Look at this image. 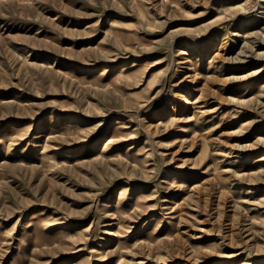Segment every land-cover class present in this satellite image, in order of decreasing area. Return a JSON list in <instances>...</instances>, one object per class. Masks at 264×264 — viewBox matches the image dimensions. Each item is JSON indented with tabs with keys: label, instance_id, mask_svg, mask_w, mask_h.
Wrapping results in <instances>:
<instances>
[{
	"label": "rangeland",
	"instance_id": "1",
	"mask_svg": "<svg viewBox=\"0 0 264 264\" xmlns=\"http://www.w3.org/2000/svg\"><path fill=\"white\" fill-rule=\"evenodd\" d=\"M0 3V264L264 263V0Z\"/></svg>",
	"mask_w": 264,
	"mask_h": 264
},
{
	"label": "bare ground",
	"instance_id": "2",
	"mask_svg": "<svg viewBox=\"0 0 264 264\" xmlns=\"http://www.w3.org/2000/svg\"><path fill=\"white\" fill-rule=\"evenodd\" d=\"M1 1V0H0ZM191 1V0H190ZM194 1H196V0H194ZM199 1V0H198ZM202 1V0H201ZM7 2H8V0H7ZM1 4V3H0ZM200 5V4H199ZM190 6V5H189ZM195 7V6H194ZM238 7V6H237ZM191 8V7H190ZM262 9V8H261ZM233 10V9H232ZM189 12V11H188ZM264 12V11H263ZM235 13V12H234ZM228 14V13H227ZM189 15V14H188ZM264 16V15H263ZM193 17H195V16H193ZM262 18H264V17H262ZM190 19V18H189ZM180 20V19H179ZM182 20V19H181ZM174 21V20H173ZM263 21V20H262ZM224 22V21H223ZM106 23V22H105ZM212 23V22H211ZM229 23H230V21H229ZM254 23V22H253ZM250 24H252V23H250ZM249 24V25H250ZM193 25V24H192ZM204 25V24H203ZM188 26V25H187ZM205 26V25H204ZM228 26V25H227ZM252 26V25H251ZM263 26H264V24H263ZM189 27V26H188ZM192 28V27H191ZM219 28V27H218ZM242 28V27H241ZM193 29V28H192ZM223 29V28H222ZM243 29H245V28H243ZM210 30V29H209ZM191 31V30H190ZM221 31V30H220ZM254 33V32H253ZM205 34V33H204ZM234 34V33H233ZM259 34V33H258ZM187 35V34H186ZM252 35V34H251ZM190 36H191V34H190ZM238 36V35H237ZM262 36H264V35H262ZM192 37V36H191ZM236 37V36H235ZM258 37V36H257ZM261 37V36H260ZM116 38V37H115ZM199 38V37H198ZM236 39V38H235ZM239 39H241V38H239ZM211 40V39H210ZM214 40V39H213ZM258 40V39H257ZM244 43V42H243ZM258 43V42H257ZM261 43V42H260ZM152 44H154V43H152ZM169 44V43H168ZM210 44V43H209ZM246 44V43H245ZM155 45H156V43H155ZM208 45V44H207ZM244 45V44H243ZM248 45V44H247ZM165 46V45H164ZM213 46V45H212ZM221 46H223V45H221ZM163 47V46H162ZM243 47V46H242ZM252 48V47H251ZM239 49V48H238ZM249 49V48H248ZM176 50V49H175ZM191 50V49H190ZM224 50V49H223ZM223 50H222V52H223ZM174 51V50H173ZM189 51V50H188ZM203 51V50H202ZM171 52V51H170ZM181 53V52H180ZM192 53V52H191ZM171 54V53H170ZM173 54V53H172ZM175 54V53H174ZM218 54V53H217ZM260 54V53H259ZM216 55V54H215ZM223 55V54H222ZM196 56V55H195ZM217 56H219V54L217 55ZM245 56V55H244ZM173 57H175V56H173ZM172 58V57H171ZM182 58V57H181ZM215 58V57H214ZM221 58V57H220ZM226 58V57H225ZM183 59V58H182ZM172 60V59H171ZM232 60V59H231ZM177 61V60H176ZM172 62V61H171ZM176 64V63H175ZM185 64V63H184ZM221 64V63H220ZM127 66V65H126ZM125 66V67H126ZM131 66V65H130ZM151 66V65H150ZM215 67L213 64H208V69L209 68H211V67ZM220 66V65H219ZM222 66V65H221ZM133 67V66H132ZM260 67H262V66H260ZM148 68V67H147ZM146 68V69H147ZM129 69V68H128ZM207 69V70H208ZM260 69H262V68H260ZM124 70H125V68H121V69H119V70H117L116 72H115V77L116 76H127V74H128V72L127 71H125V73H124ZM127 70V69H126ZM191 71H193V70H191ZM256 71V70H255ZM259 71V70H258ZM215 72V71H214ZM254 72V71H253ZM106 73V70H103V72H101V75L102 76H105L104 74ZM132 73V72H131ZM137 73V72H136ZM141 73V72H140ZM244 73V72H243ZM135 74V73H134ZM133 74V75H134ZM140 75V74H139ZM250 75V74H249ZM87 77V76H86ZM143 77V76H142ZM206 77H208V78H210L209 76H206ZM214 77V76H213ZM231 77V76H230ZM235 77V76H234ZM237 77V76H236ZM262 77V76H261ZM133 78V77H132ZM117 79V78H116ZM192 79H194V75L192 76ZM190 80V79H189ZM205 80V79H204ZM208 80V79H207ZM117 81V80H116ZM222 81H225L224 79H222ZM98 82V81H97ZM137 82V81H136ZM219 82V81H218ZM189 83H191V82H189ZM128 84V83H127ZM172 84V83H171ZM170 84V85H171ZM187 84V83H186ZM203 84V83H202ZM209 84V83H208ZM207 84V85H208ZM220 84V83H219ZM222 84V83H221ZM129 85V84H128ZM103 86V85H102ZM182 86H183V84H182ZM199 86V85H198ZM222 86H224V85H222ZM96 87V86H95ZM214 89V88H213ZM113 90V89H112ZM211 90V89H210ZM202 91V90H201ZM220 91H222V90H220ZM112 92V91H111ZM110 92V93H111ZM219 92V91H218ZM217 92V93H218ZM199 93V92H198ZM216 93V94H217ZM258 94L256 95V97H255V99H257V100H260V99H263L264 98V89H258V92H257ZM117 94V93H116ZM203 94V93H202ZM184 95V94H183ZM219 95V94H218ZM17 96V95H16ZM119 96V95H118ZM8 97V96H7ZM171 97V96H170ZM205 98V97H204ZM16 99V98H15ZM175 99V98H174ZM10 100V99H9ZM178 100V99H177ZM199 100V99H198ZM239 100H241V99H239ZM243 100V99H242ZM245 100V99H244ZM17 101V100H16ZM15 101V102H16ZM184 102H186L185 103V105L186 104H189V99H186ZM238 102V101H237ZM257 102V101H256ZM240 104H242L243 106L245 105V102L244 101H240L239 102ZM179 104V103H178ZM181 104V103H180ZM22 105V104H21ZM32 105V104H31ZM30 105V106H31ZM184 105V106H185ZM191 105H192V103H191ZM183 106V107H184ZM187 106H189V105H187ZM238 106V105H237ZM23 107V106H22ZM33 107V106H32ZM241 107V106H240ZM43 108V107H42ZM177 108H178V106H177ZM264 108V107H263ZM174 109V108H173ZM173 109H171V110H173ZM182 109V108H181ZM186 109H187V107H186ZM175 110V109H174ZM184 110H185V108H184ZM169 111V110H168ZM23 112V111H22ZM176 112V111H175ZM244 113V112H243ZM85 115V114H84ZM241 115V114H240ZM175 119V118H174ZM245 119V118H244ZM256 119V118H255ZM173 120V119H172ZM254 120V119H253ZM245 121V120H244ZM252 121V120H251ZM253 122V121H252ZM160 123V122H159ZM249 123V122H248ZM255 123V122H254ZM164 125V124H163ZM242 125V124H241ZM243 126V125H242ZM253 126V125H252ZM248 127V126H247ZM240 128V127H239ZM247 130V129H246ZM233 132V131H232ZM224 133V132H223ZM222 133V134H223ZM228 133V132H227ZM226 133V134H227ZM231 133V132H230ZM236 133H238V132H236ZM201 134V133H200ZM206 134H208V133H206ZM226 134H225V136H226ZM199 135V134H198ZM48 136V135H47ZM52 136V135H51ZM59 136V135H58ZM77 136V135H76ZM242 136V135H241ZM262 136V135H261ZM78 137V136H77ZM249 137V136H248ZM259 137V136H258ZM46 138V137H45ZM49 138V137H48ZM47 138V139H48ZM217 138V137H216ZM215 138V139H216ZM225 138H227V137H225ZM224 138V139H225ZM46 139V140H47ZM83 139V138H82ZM196 139V138H195ZM218 139H220V138H218ZM223 139V140H224ZM255 139V138H254ZM49 140V139H48ZM226 140V139H225ZM247 140V139H246ZM113 141V140H112ZM120 141V140H119ZM199 141H200V139H199ZM206 141H207V139H206ZM220 141V140H219ZM222 141V140H221ZM256 141V140H255ZM258 141L263 145L264 144V138H262V139H258ZM50 142H51V140H50ZM208 142V141H207ZM215 142V141H214ZM111 143V142H110ZM121 143V142H120ZM52 144V143H51ZM108 144V143H107ZM218 144V143H217ZM115 145V144H114ZM192 145V144H191ZM208 145V144H207ZM219 145V144H218ZM237 145V144H236ZM248 145V144H247ZM230 148V147H229ZM234 148V147H233ZM137 149V148H136ZM217 149V148H216ZM232 149V148H231ZM230 150V149H229ZM235 150V149H234ZM237 150H239V147H238V149ZM47 152V151H46ZM221 152V151H220ZM226 152V151H225ZM215 153H217V152H215ZM236 153V152H235ZM262 153V152H261ZM227 154V153H226ZM248 154V153H247ZM263 154V153H262ZM224 155V154H223ZM235 155V154H234ZM249 155V154H248ZM252 155H254V154H252ZM264 155V154H263ZM228 156H229V154H228ZM258 156V155H257ZM32 157V156H31ZM143 157V156H142ZM246 157V156H245ZM250 157V156H249ZM52 158V157H51ZM71 159H72V157H70ZM103 158V157H102ZM105 159V158H104ZM39 160V159H38ZM210 160V159H209ZM249 160V159H248ZM260 160H264V157L263 158H260ZM49 161V160H48ZM127 161V160H126ZM42 162V161H41ZM50 162V161H49ZM246 162V161H245ZM48 163V162H47ZM235 163V162H234ZM240 163V162H239ZM33 165V164H32ZM48 165V164H47ZM50 165V164H49ZM105 165V164H104ZM211 165H212V163H211ZM230 165H232V164H230ZM249 165V164H248ZM233 166V165H232ZM106 167V166H105ZM237 167H239V166H237ZM40 168V167H39ZM45 168H46V166H45ZM144 169V168H143ZM45 170H47V169H45ZM140 170V169H139ZM224 170V169H223ZM233 170V169H232ZM260 170V169H259ZM142 171V170H141ZM187 171V170H186ZM216 171V170H215ZM235 172V171H234ZM176 173H177V171H176ZM236 173V172H235ZM165 174V173H164ZM250 177H252V176H255L256 175V173L254 174V173H251V174H248ZM221 176V175H220ZM238 176V175H237ZM236 176V177H237ZM176 177V176H175ZM172 178V177H171ZM242 178V177H241ZM209 179V178H208ZM243 180V179H242ZM255 180V179H254ZM212 181V180H211ZM215 181V180H214ZM253 181V180H252ZM165 182V181H164ZM177 182V181H176ZM180 182V181H179ZM183 182V181H182ZM227 182V181H226ZM167 183V182H166ZM228 183V182H227ZM238 183V182H237ZM250 183V182H249ZM252 184V183H251ZM128 186V185H127ZM167 186V185H166ZM179 186V185H178ZM181 186V185H180ZM210 186V185H209ZM174 187V186H173ZM177 187V186H176ZM182 187V186H181ZM244 188V187H243ZM257 188V187H256ZM183 189V188H182ZM229 189H230V187H229ZM48 190V189H47ZM46 190V191H47ZM50 190V189H49ZM141 190V189H140ZM185 190H186V188H185ZM261 190V189H260ZM52 193V192H51ZM118 193H120V192H118ZM244 193V192H243ZM124 194V193H123ZM221 194V193H220ZM241 196V195H240ZM251 196H252V194H251ZM261 202H263L264 203V191H262L261 192ZM116 199V198H115ZM231 199V198H230ZM256 200V199H255ZM113 201V200H112ZM115 201V200H114ZM258 201V200H257ZM186 202V201H185ZM259 202V201H258ZM109 203V202H108ZM112 203V202H111ZM117 203V202H116ZM118 204V203H117ZM172 204V203H171ZM179 204V203H178ZM233 204V203H232ZM119 205V204H118ZM233 205H235V204H233ZM114 207V206H113ZM177 207H178V205H177ZM240 207V206H239ZM242 207V206H241ZM117 212H120V211H118V209L116 210ZM131 211V210H130ZM129 211V212H130ZM254 211V210H253ZM255 212V211H254ZM258 212V211H257ZM131 213V212H130ZM112 214V213H111ZM110 214V215H111ZM106 215V214H105ZM109 215V214H108ZM107 215V216H108ZM116 215V214H115ZM255 215V214H254ZM256 215H257V218H258V213H256ZM255 215V216H256ZM262 214H260V217L262 218V216H261ZM26 216V215H25ZM112 217V216H111ZM123 217H125V216H123ZM130 217H132V216H130ZM126 219V218H125ZM11 220V219H10ZM49 220V219H48ZM121 220V219H120ZM255 220V219H254ZM123 221V220H122ZM121 221V222H122ZM181 221V220H180ZM13 222V221H12ZM54 222V221H53ZM118 222V221H117ZM261 222V221H260ZM33 224H35V226H34V230H38L39 228H41L42 229V226H43V221L41 220V219H39V220H36L35 221V223H33ZM69 224V223H68ZM71 224V223H70ZM77 224V223H76ZM263 225V224H262ZM71 226V225H70ZM142 226V225H141ZM69 227V226H68ZM82 227V226H81ZM1 228V227H0ZM70 229V228H69ZM76 229V228H75ZM79 229V228H78ZM263 229V228H262ZM89 230V229H88ZM69 231V230H68ZM72 231V230H71ZM70 232V231H69ZM68 232V233H69ZM153 232V231H152ZM61 234V233H60ZM60 234L59 233H56L55 235H54V237L53 238H56L57 240L58 239H60L61 237H60ZM112 234V233H111ZM121 234V233H120ZM115 237V236H114ZM113 237V238H114ZM89 239V238H88ZM73 240H75V239H73ZM85 240V239H84ZM110 240V239H109ZM112 240V239H111ZM115 240V239H114ZM65 241V240H64ZM76 241V240H75ZM0 242H4V237L3 236H1L0 235ZM80 242V241H79ZM84 242V241H83ZM145 242V241H144ZM108 243V242H107ZM11 244V243H10ZM110 245V244H109ZM133 245V244H132ZM61 246V245H60ZM258 246V245H257ZM104 247H106L105 245H104ZM59 248V247H58ZM81 249V248H80ZM119 250V249H118ZM91 251V250H90ZM89 251V252H90ZM115 251V250H114ZM124 251H127V250H124ZM62 252V251H61ZM76 252V251H75ZM111 252V251H110ZM55 253V252H54ZM66 254V253H65ZM92 254V253H91ZM110 254V253H109ZM103 255V254H102ZM41 257V256H40ZM39 257V258H40ZM254 258V257H253ZM34 259V258H33ZM121 259V258H120ZM247 260V259H246ZM97 261V260H96ZM261 261V260H260ZM91 262V261H90ZM257 262V261H256ZM264 264V263H263Z\"/></svg>",
	"mask_w": 264,
	"mask_h": 264
}]
</instances>
